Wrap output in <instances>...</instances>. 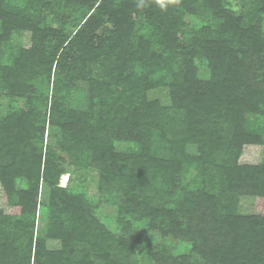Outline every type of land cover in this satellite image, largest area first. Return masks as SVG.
<instances>
[{
	"label": "trees",
	"instance_id": "1",
	"mask_svg": "<svg viewBox=\"0 0 264 264\" xmlns=\"http://www.w3.org/2000/svg\"><path fill=\"white\" fill-rule=\"evenodd\" d=\"M21 1L0 0V264H264V0ZM90 172L111 229L71 187Z\"/></svg>",
	"mask_w": 264,
	"mask_h": 264
},
{
	"label": "rangeland",
	"instance_id": "2",
	"mask_svg": "<svg viewBox=\"0 0 264 264\" xmlns=\"http://www.w3.org/2000/svg\"><path fill=\"white\" fill-rule=\"evenodd\" d=\"M228 2L230 3L229 6L230 7H234L236 9L240 10V7L242 5L241 0H228ZM24 2H22L21 0H15V4L21 5ZM68 14V13H67ZM72 14V13H71ZM68 14V15H71ZM75 15V14H74ZM73 15V18L70 19V25L68 26V30L69 32H72L75 30V28L77 27L80 18H78V15ZM189 19V18H188ZM189 23H191L192 26L198 25L199 21H196L194 18L188 20ZM31 41V34L28 32H20V33H16L13 36L12 39V44L14 45H29ZM202 73V72H201ZM93 75L96 76H100L101 72L98 66H95V68L93 69ZM205 75L202 73L201 77H204ZM149 98L151 100H160V102L164 105V106H169L171 104V100H170V93L168 89H155L153 91H150L148 94ZM8 101H3V109L6 108L8 105ZM47 140V138H46ZM122 148H124L125 146L122 145ZM69 179H70V175H63L60 178V185L62 187H68L70 185L69 183ZM194 179V175L193 173H190L189 175H187L186 177V182L190 183ZM98 180V173L97 172H93V173H89L88 176V181L85 184L80 183L79 184V179H73L71 182V187L80 193H86L88 194V196L90 197L89 200L95 204L96 207V213L98 215V218L101 219V221L106 224L107 227H110V229L113 227L114 224V220L115 217H117V207L114 205H109V204H105L100 201L101 197L97 191V183ZM0 195H1V189H0ZM254 205H255V199L251 198V197H243L241 199V202L239 204V211L242 215H250L253 211H254ZM137 226H141L144 227V225L140 224V223H136ZM156 238V237H155ZM149 241H151V238H148ZM160 241V238L159 240ZM146 247V246H143ZM155 247V246H154ZM142 251L138 252V260L140 264H152L151 259L148 256V251L143 248L141 249Z\"/></svg>",
	"mask_w": 264,
	"mask_h": 264
}]
</instances>
